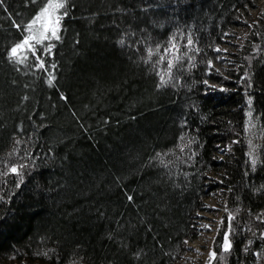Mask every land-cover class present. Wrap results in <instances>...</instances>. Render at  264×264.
<instances>
[{"label":"trees","instance_id":"obj_1","mask_svg":"<svg viewBox=\"0 0 264 264\" xmlns=\"http://www.w3.org/2000/svg\"><path fill=\"white\" fill-rule=\"evenodd\" d=\"M256 1L66 0L40 69L9 52L46 0H0V264H174L216 189L207 264H264V9L244 19ZM236 26L248 31L230 67L213 70Z\"/></svg>","mask_w":264,"mask_h":264},{"label":"rangeland","instance_id":"obj_2","mask_svg":"<svg viewBox=\"0 0 264 264\" xmlns=\"http://www.w3.org/2000/svg\"><path fill=\"white\" fill-rule=\"evenodd\" d=\"M264 9V0H257L254 6L247 7V16L244 19L247 20L248 24H252L257 19V15L260 11ZM39 27V26H37ZM248 28H242V26H236L235 28L231 29L230 33L227 34L223 38V43L219 44L216 47V64L211 63V67L213 70L219 72H224L225 68L230 67L231 62L233 61L232 52L235 50V45L241 42L242 37L246 35ZM219 49V51H217ZM208 84L211 86H217L216 82L209 81ZM254 141L253 145L259 141V137L257 133H254ZM252 144L250 145L251 153H254L255 146ZM213 174V173H212ZM212 176H215L214 174ZM217 190V189H216ZM220 191H215L211 193L205 199L202 200L204 202L201 206V209L197 211V221H200L199 226L197 227V222L195 223V229L197 230L195 238L191 240L185 241V250L177 261L174 264H207L209 260H212L214 256H211L212 251L207 253V249L210 248L213 242V238L220 226L221 219L218 218L219 222L215 227L216 220L219 215V201L220 205L222 206L223 200L221 199ZM214 209V210H212ZM216 211V212H215ZM206 218V219H205ZM221 218V217H220ZM195 220V221H196ZM205 220L207 222H205ZM206 256V257H205Z\"/></svg>","mask_w":264,"mask_h":264},{"label":"snow or ice","instance_id":"obj_3","mask_svg":"<svg viewBox=\"0 0 264 264\" xmlns=\"http://www.w3.org/2000/svg\"><path fill=\"white\" fill-rule=\"evenodd\" d=\"M63 10V11H61ZM67 15L66 11V0H46V3L44 6L38 11L35 17L27 24L24 25L23 28L25 32L27 33L24 35L22 41L16 45H14L9 52V58L13 60L14 62L18 64H24L28 57L26 55L21 56V52H31L35 60L37 61L36 67L40 69L45 68L44 61L42 59L43 54L51 53V49L53 45L48 44L46 47L39 50V53L37 51V47L44 44L45 41L50 40H59L60 39V22L63 19V17ZM39 25V27H37ZM16 27L20 28L21 25H15ZM193 44V40L191 37L187 38V46H191ZM175 46L173 45L169 49H165V53L167 54H174ZM159 51V49H157ZM219 51V49H217ZM154 53L149 50V58ZM165 56L160 57V62L163 63L166 59ZM183 57L179 55H174V61L168 60L167 61V68L169 74L171 73V69L179 63V61ZM54 68L55 65H52ZM161 80V86L168 83L167 80H165L164 75L160 76ZM49 85L52 84V79L48 80ZM252 165L255 166L256 160L251 161ZM23 165H20V168H23ZM6 174H16L19 175V170L17 167H11L9 169V173ZM131 199V198H129ZM225 243H224V250L227 251L230 248V244L228 242V236L225 235L224 237ZM211 256H215V253H211Z\"/></svg>","mask_w":264,"mask_h":264},{"label":"bare ground","instance_id":"obj_4","mask_svg":"<svg viewBox=\"0 0 264 264\" xmlns=\"http://www.w3.org/2000/svg\"><path fill=\"white\" fill-rule=\"evenodd\" d=\"M219 154H221V152H219ZM208 176V175H207ZM208 177H212V176H208ZM213 178V177H212ZM215 191H217V190H211L210 192H209V194L208 195H210L211 193H214ZM205 197H207V196H205ZM205 197H203V199H205ZM202 199V200H203ZM221 199L223 200V204H222V206L220 205V201H219V207H218V209H219V214L221 215L222 214V212L224 211V205H225V198L223 197V196H221ZM205 204V203H204ZM203 204V202H202V205H204ZM201 205V206H202ZM212 210H214V209H212ZM199 211V210H198ZM216 212V211H215ZM196 230V229H195ZM196 233H197V230H196ZM195 236H196V234H195ZM195 236L193 237V238H195ZM215 237V236H214ZM192 238H190V239H185V241L186 240H191ZM214 239V238H213ZM212 251V250H211ZM208 253V252H207ZM213 253V252H212ZM183 254V253H182ZM182 256V255H181ZM206 257V256H205ZM180 259V258H179Z\"/></svg>","mask_w":264,"mask_h":264},{"label":"built area","instance_id":"obj_5","mask_svg":"<svg viewBox=\"0 0 264 264\" xmlns=\"http://www.w3.org/2000/svg\"><path fill=\"white\" fill-rule=\"evenodd\" d=\"M212 175H213V174L210 173L208 176H212ZM212 177H214V176H212ZM204 202H205V201H204ZM204 202H203V203H204ZM219 215H220V214H219ZM220 217H221V216H218L217 219H215V220H216V224H215V226H214V228H213L214 231H215V227H216V225H217L218 222H219L218 218L221 219ZM196 218H197V217H196ZM205 219H206V218H205ZM195 220H196V219H195ZM196 222H197V227L200 228V226H199L200 221H197V220H196L195 223H196ZM205 222H207V221L205 220ZM194 225H195V224H194ZM211 250H212V245H211ZM211 250H210V248H208L206 251H207V252H210Z\"/></svg>","mask_w":264,"mask_h":264}]
</instances>
